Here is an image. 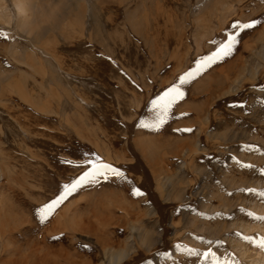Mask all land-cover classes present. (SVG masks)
Instances as JSON below:
<instances>
[{"label":"rangeland","instance_id":"1","mask_svg":"<svg viewBox=\"0 0 264 264\" xmlns=\"http://www.w3.org/2000/svg\"><path fill=\"white\" fill-rule=\"evenodd\" d=\"M208 1L0 0V264H264V0ZM173 85L166 122L142 127ZM97 157L127 179L41 223Z\"/></svg>","mask_w":264,"mask_h":264},{"label":"snow or ice","instance_id":"2","mask_svg":"<svg viewBox=\"0 0 264 264\" xmlns=\"http://www.w3.org/2000/svg\"><path fill=\"white\" fill-rule=\"evenodd\" d=\"M259 22L255 19L241 22L234 21L231 25L232 31L226 34V38L220 41L219 46L210 55L202 57L197 61V68L193 72H188L180 77V83L183 84L187 82L194 74L199 73L203 68L209 67L219 60L224 59V57L231 55L235 45L238 43V37L240 32L245 29H251L255 27ZM0 37L7 39V34L0 30ZM183 97V92L180 90L179 86L173 85L168 88L162 95L158 96L152 101L153 109L156 110V118L152 122H141L142 127H152L160 128L168 119L170 110L173 104ZM184 131H191V129H184ZM83 164L87 167L78 178L74 179L70 184L64 185V191L57 196L55 199L45 203L36 209V214L39 217L41 223L48 220L55 212V209L66 199V196L71 192L75 191L82 184L88 183L89 181H95L97 177H103L108 179L109 176L116 177L121 180H126L125 174L118 168L103 163L97 157L96 160L86 159ZM131 192L135 196H140L142 193L136 187L131 188ZM253 213H249V216H253ZM257 219L264 220V217H255ZM247 239V237H245ZM264 246V242L262 245ZM179 247V245H177ZM212 255L214 253L210 251L205 253V256ZM215 264V260H214Z\"/></svg>","mask_w":264,"mask_h":264},{"label":"bare ground","instance_id":"3","mask_svg":"<svg viewBox=\"0 0 264 264\" xmlns=\"http://www.w3.org/2000/svg\"><path fill=\"white\" fill-rule=\"evenodd\" d=\"M16 1V0H15ZM108 1V0H107ZM150 1V0H149ZM203 1V0H202ZM212 1L213 0H210V1H208V3L211 5L212 4ZM221 1H226V0H221ZM174 2H176V4L177 3H179L180 2V0H174ZM171 4V3H170ZM15 7H17V9H18V11H24V9H23V7L20 5V3H18V2H15ZM38 5V4H37ZM205 5H207V4H205ZM35 6V5H34ZM174 6V5H173ZM214 7H215V9H218V7H217V5L216 4H214ZM35 9H36V7H34ZM38 9V8H37ZM177 13V12H176ZM172 16V15H171ZM176 17V16H175ZM180 17V16H179ZM190 17V16H189ZM178 18V17H177ZM185 19V18H184ZM183 19V20H184ZM189 22H191V21H189ZM30 25V24H29ZM32 25V24H31ZM119 30V29H118ZM26 32V31H25ZM104 32V31H103ZM116 32V31H115ZM109 33V32H108ZM98 34V33H97ZM104 35V34H103ZM93 36V35H92ZM36 38V37H35ZM90 38H92L91 36H90ZM102 42V41H101ZM108 48V47H107ZM105 46H103V45H101V46H98V47H96V51H97V53H101V54H106L107 52H108V49H107ZM110 49V48H109ZM113 54L112 55H114V52H112ZM1 261V260H0ZM257 262V261H256Z\"/></svg>","mask_w":264,"mask_h":264}]
</instances>
